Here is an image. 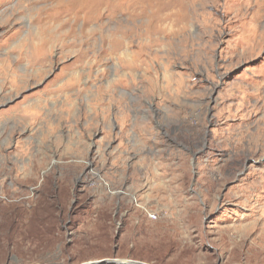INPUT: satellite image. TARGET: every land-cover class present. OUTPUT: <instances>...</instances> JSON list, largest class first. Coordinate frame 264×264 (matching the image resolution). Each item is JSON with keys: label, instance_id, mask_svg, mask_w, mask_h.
Segmentation results:
<instances>
[{"label": "rangeland", "instance_id": "obj_1", "mask_svg": "<svg viewBox=\"0 0 264 264\" xmlns=\"http://www.w3.org/2000/svg\"><path fill=\"white\" fill-rule=\"evenodd\" d=\"M149 3L32 67L57 0H0V264H264V0Z\"/></svg>", "mask_w": 264, "mask_h": 264}, {"label": "bare ground", "instance_id": "obj_2", "mask_svg": "<svg viewBox=\"0 0 264 264\" xmlns=\"http://www.w3.org/2000/svg\"><path fill=\"white\" fill-rule=\"evenodd\" d=\"M150 1L151 0H57L58 3L57 9L59 14L51 15L47 13V15L45 16L43 13H45L47 10H45L44 8L40 9L38 12L37 22H41V21H45V22L42 24L39 31L34 32L32 36L30 33L28 37L25 36L23 39L19 40V42L14 46V50L16 51L19 58L18 60L25 59L28 62V64L31 65L32 67L33 66L36 67L37 65L40 67L41 65H43L44 61L47 58L48 52L51 50L49 43L50 40H52L51 39L52 33L50 31L49 25L52 22H56L57 18H59L60 14L62 13H65V17L68 16L72 19V24H70L71 29L72 26H74L73 24L74 21L81 20L82 27L80 33L82 35L85 34L89 36V34H92L98 31V29H100V26L98 27L96 26V28L89 29V25H91L90 23L93 22L97 24V22L100 20V18L103 15H105V13L108 16H114L115 14L122 12L130 14L135 11L136 12L140 11L144 13L145 4H151L149 3ZM159 17L160 19H163V16H159ZM160 22L162 21L160 20ZM87 28H88L87 32H82L84 30H87ZM123 39H124V35H122V37H116V36L112 37L111 35H107V40L105 39L108 43L107 50L110 52H114L122 49ZM7 57H9V55ZM83 57H85V51L81 49L80 52L77 54L75 62L81 61L82 59H84ZM6 61H8V58H3L2 63ZM3 65L4 64H2V67ZM6 68L8 67H5L4 71H10V69L7 70ZM41 74L42 72L34 73L36 77L40 76ZM12 84L13 81L11 82V85ZM32 106H30V108ZM259 159H260L259 162H261L264 159V154H261L259 156Z\"/></svg>", "mask_w": 264, "mask_h": 264}, {"label": "water", "instance_id": "obj_3", "mask_svg": "<svg viewBox=\"0 0 264 264\" xmlns=\"http://www.w3.org/2000/svg\"><path fill=\"white\" fill-rule=\"evenodd\" d=\"M131 264H136L137 262H130ZM140 264H145V263H140Z\"/></svg>", "mask_w": 264, "mask_h": 264}]
</instances>
